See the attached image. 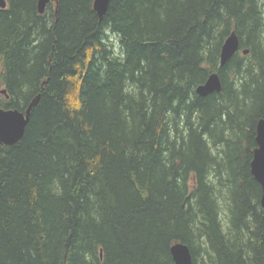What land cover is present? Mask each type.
<instances>
[{"label": "trees", "instance_id": "1", "mask_svg": "<svg viewBox=\"0 0 264 264\" xmlns=\"http://www.w3.org/2000/svg\"><path fill=\"white\" fill-rule=\"evenodd\" d=\"M6 1L0 107L40 98L0 144V264H174V242L191 264H264L261 0H109L103 18L93 0ZM212 71L221 90L199 95Z\"/></svg>", "mask_w": 264, "mask_h": 264}, {"label": "water", "instance_id": "2", "mask_svg": "<svg viewBox=\"0 0 264 264\" xmlns=\"http://www.w3.org/2000/svg\"><path fill=\"white\" fill-rule=\"evenodd\" d=\"M51 0H37V10L43 13L47 4ZM109 0H93L92 7L99 18H103L108 7ZM6 0H0V8H5ZM240 39L235 30H231L224 39L219 56V66H222L238 49ZM244 54L248 53V49L242 50ZM222 82L217 71H212L204 82L196 86L195 91L199 95H206L213 91H220ZM2 93H6L5 89H1ZM7 95V94H6ZM40 93L35 94L23 110L18 108L0 107V144L12 145L18 142L26 129L31 111L38 103ZM256 146L253 149L252 159L250 161V171L254 179L260 184L261 196L260 204L264 208V117L260 118L256 123ZM170 253L174 264H191L192 253L190 247L183 242H174L170 246Z\"/></svg>", "mask_w": 264, "mask_h": 264}, {"label": "rangeland", "instance_id": "3", "mask_svg": "<svg viewBox=\"0 0 264 264\" xmlns=\"http://www.w3.org/2000/svg\"><path fill=\"white\" fill-rule=\"evenodd\" d=\"M262 2V9L264 12V0H261ZM107 40L109 41V43H111L112 48L114 49L115 53L119 54L120 52V47H119V40H118V36L116 34H113L112 32H109L107 34Z\"/></svg>", "mask_w": 264, "mask_h": 264}, {"label": "flooded vegetation", "instance_id": "4", "mask_svg": "<svg viewBox=\"0 0 264 264\" xmlns=\"http://www.w3.org/2000/svg\"><path fill=\"white\" fill-rule=\"evenodd\" d=\"M242 50H243V49H241V52H242ZM237 51H239V49H238ZM237 51H236V52H237ZM242 53H243V52H242ZM243 54H244V53H243ZM246 54H247V53H246Z\"/></svg>", "mask_w": 264, "mask_h": 264}]
</instances>
